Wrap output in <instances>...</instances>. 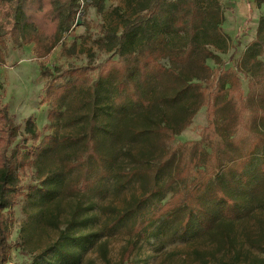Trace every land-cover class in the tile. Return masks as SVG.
I'll use <instances>...</instances> for the list:
<instances>
[{"label":"rangeland","instance_id":"obj_1","mask_svg":"<svg viewBox=\"0 0 264 264\" xmlns=\"http://www.w3.org/2000/svg\"><path fill=\"white\" fill-rule=\"evenodd\" d=\"M91 1H80L76 20L63 35L66 49L76 47L72 56L59 45L39 60L35 44L15 46L9 36L3 38L7 48L5 64L0 65V103L19 125L10 151L36 152L44 141L43 151L17 172L22 194L8 212L9 264H123L136 217L152 215L185 186L194 168L208 170L210 189L220 183L237 197L241 206L236 216L226 215L214 199L203 196L199 201L211 218L201 214L200 223L195 205L164 216L138 241L129 261L253 264L264 258V208L255 202L264 197V137L258 134L264 131L259 116L264 113V39L258 46L263 62L259 74L240 69L256 40L264 0H198L202 7L210 1L220 4L224 19L218 39L181 33L156 41L139 30L130 39V50L152 53L158 46L161 71L139 70L116 39L127 21L145 12L137 0H106L102 12ZM14 8V0H0V31L12 28ZM41 66L52 71L50 78L42 75ZM85 66L90 67L89 86H79L75 74H65ZM232 71L240 77L241 94L237 100L219 96L217 128L205 131L208 88L216 73L224 82ZM50 82L54 98L44 102ZM134 86L150 101L148 108L130 106ZM55 106L58 115L50 120ZM28 118L40 132L38 142L25 132ZM160 123L174 129L172 137ZM254 145L255 156L241 168L238 163ZM90 147L94 153L85 155ZM77 162L79 167L68 171V165ZM135 168L140 178L119 189L123 178L118 173ZM145 173H157L164 189L141 203ZM174 173L184 175L175 178ZM241 173H255L250 186L237 187ZM128 210L132 214L124 222L107 229ZM186 217L189 231L181 234ZM225 227L234 245L228 254L220 242ZM75 238L78 241H72ZM61 250L74 253L73 260L62 257Z\"/></svg>","mask_w":264,"mask_h":264},{"label":"trees","instance_id":"obj_2","mask_svg":"<svg viewBox=\"0 0 264 264\" xmlns=\"http://www.w3.org/2000/svg\"><path fill=\"white\" fill-rule=\"evenodd\" d=\"M81 0H14L15 8L12 14L13 23L12 28L7 31H0V65H4L6 61L5 50L7 48L3 38L9 36L15 46L22 44H35L37 59L48 57L55 48L62 46L70 56L74 55L76 47L72 45L71 48L66 49L63 43V35L67 33L76 20L78 8ZM106 0H92L91 5L95 6L98 12H102L105 7ZM140 11H145L133 20H129L125 24L123 33L116 37L120 42V49L124 47L127 50L126 55L133 60L139 70L144 71L146 68L150 70H163L159 64L162 57L161 49L156 46L152 53H148L146 49H141L138 53L130 50V39L135 37L140 30L142 34L161 41L165 35L185 33L189 36L195 37L197 34H202L206 38H219L222 36L221 24L223 22L222 9L218 1H210L206 7H202L198 0H137ZM264 39V17L259 19L257 27L256 40L246 50L241 61L240 69L245 73H250L251 76L258 75L263 62L259 59L260 44ZM157 48V49H156ZM125 60V59H124ZM137 69V70H138ZM89 66L75 69L72 72L65 74H75L76 81L79 86H89L91 80L88 77ZM41 73L44 77L50 78L52 71L49 68H42ZM230 78L227 81L221 82V74L216 73L212 84L208 88V117L209 125L205 131L215 130L216 113L218 110L217 100L220 95H225L230 100H237L241 94V80L239 75L232 71ZM226 84H229L226 87ZM54 82H50L45 88L44 102H49L54 98L53 95ZM56 100V98H55ZM130 106L142 105L148 108L150 101L143 97L142 93L134 86L133 92L130 96ZM259 112V116L264 118V113ZM58 115V108L51 111L49 115L50 120H54ZM264 120V119H263ZM160 128L167 131L172 137L173 130L168 125H162ZM19 125L12 121L8 106L0 103V264H9L10 257V243L12 218L8 212L12 211L16 199L22 194V187L19 184L17 172L19 168L25 166L27 161L32 156H38V152L44 149V141L40 142L39 151L31 152L25 151L19 153L18 151L11 152L10 148L15 139ZM25 132L28 133L34 142H38L40 132L32 118L25 121ZM260 136L264 137V131H258ZM52 137H46L44 140L49 141ZM179 146H182L179 144ZM256 146H252L248 153L238 163V166L244 168L247 166L256 154ZM94 153L93 147L87 149L85 155ZM79 167V163H71L68 165V171L75 170ZM264 171V163L262 164ZM256 173V172H255ZM252 173L245 175L241 173L237 180V187L250 186L251 179L255 176ZM137 169H130L127 172L121 171L118 173L122 182L117 187L122 188L127 183L135 178H140ZM183 173H174L175 178ZM145 178H142V197L141 203H147L153 198L161 194L164 187L160 184L157 173H145ZM211 176L206 168H194L190 173L189 179L185 186L176 191L163 205L158 209L153 210L152 215H144L143 217H136L135 223L130 231V239L122 256L123 264H135L130 262V257L134 253L137 243L148 237L152 232L153 224L161 220L164 216L176 213L183 208H189L195 205L197 216L200 218V223H204V218H211V213L208 211L199 199L203 196L205 198L214 199L215 205L222 210L226 215L236 216L238 212L239 200L236 196L222 187L220 183L214 185L213 189L209 188ZM256 204L264 208V197H258L255 200ZM132 214V210L121 212L110 223L107 229L114 228L120 225L126 218ZM203 215V219L200 215ZM134 216V215H133ZM190 227V217H186L181 224V234H187ZM76 242L78 239H73ZM220 242L222 250L228 254L233 250V241L230 233L225 227L221 232ZM62 257H66L68 261H72L75 254L67 253L64 250L60 251ZM77 259V257H76ZM253 264H264V258L253 262Z\"/></svg>","mask_w":264,"mask_h":264},{"label":"water","instance_id":"obj_3","mask_svg":"<svg viewBox=\"0 0 264 264\" xmlns=\"http://www.w3.org/2000/svg\"><path fill=\"white\" fill-rule=\"evenodd\" d=\"M77 24H79V20L77 21Z\"/></svg>","mask_w":264,"mask_h":264}]
</instances>
